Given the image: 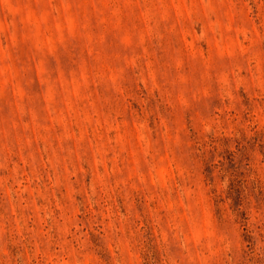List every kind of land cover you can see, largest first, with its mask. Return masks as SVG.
<instances>
[{
  "label": "rangeland",
  "instance_id": "obj_1",
  "mask_svg": "<svg viewBox=\"0 0 264 264\" xmlns=\"http://www.w3.org/2000/svg\"><path fill=\"white\" fill-rule=\"evenodd\" d=\"M0 264H264V0H0Z\"/></svg>",
  "mask_w": 264,
  "mask_h": 264
}]
</instances>
